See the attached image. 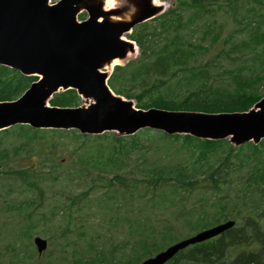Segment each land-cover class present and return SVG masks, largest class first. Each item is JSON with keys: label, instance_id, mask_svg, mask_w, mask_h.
<instances>
[{"label": "trees", "instance_id": "16d2710c", "mask_svg": "<svg viewBox=\"0 0 264 264\" xmlns=\"http://www.w3.org/2000/svg\"><path fill=\"white\" fill-rule=\"evenodd\" d=\"M240 1L175 0V8L155 20L156 24H144L136 29L133 38L142 48V57L135 67L130 65L116 68L112 77L114 88L119 94L135 99L137 107L144 110L159 108L210 114L248 112L264 97V92L261 91L264 88V13L256 7H262L264 0H246L250 8L243 15V22H238L245 23L243 27L252 40L242 42L236 49L245 53L262 46V52L255 57H248L249 61L239 60L235 69L224 70V75L216 77L210 74L208 63H201L199 57L208 48L200 44L202 41H194L199 32L217 33L209 22V19L216 16V12H223L225 16L236 20L238 11L232 2L236 4ZM224 6L228 10L221 11ZM233 35L235 34H229L228 37L233 38ZM32 81L33 78L24 77L17 71L0 66V101L17 99ZM78 100L75 91H67L56 95L52 104L61 107L74 106ZM146 133H153L154 136L149 141V147L140 144L139 136L128 139L113 138L114 144L106 147L110 152L109 157L105 156L102 163L97 161V157L93 158L92 168L113 175L110 183H116L122 188H117L116 195L109 197L110 206L101 203L96 206L103 212L102 218L110 213L99 226L107 231V235H88L89 230L85 231L82 225L76 226L71 218L59 236L54 234L55 241L65 242L64 248L69 247L71 234L76 233V230L78 240L86 239L89 248L95 245L91 252L81 256L74 253L68 258V262L65 258L63 261L66 264H135L138 260L185 239L181 235V229L191 233L234 219L238 221L235 228L215 240L190 246L180 252L170 264H264V140L257 146L247 143L234 148L228 140L211 141L189 135L169 136L150 131ZM29 139L33 141L36 138ZM152 152H155V159L147 166L146 156ZM128 153L141 154L143 157L141 167L134 166L127 174L133 179L124 178L120 174L126 168ZM8 157L7 149L0 150V168ZM0 173L12 175L18 174V171L11 172L6 167ZM135 176L142 178L138 183L133 182L136 184L133 188L126 186L128 180L138 181L134 180ZM138 186L146 190L141 196L143 200L147 198L146 194L150 190L169 188L171 198H166L171 207L176 209V218L173 221L176 225L178 222L182 225L180 228L167 226L162 233L159 230L154 233L150 231L152 238L133 237L127 239L124 246L118 245L119 242L115 241L113 235L124 226V220L129 225L132 224L126 218L127 212L124 215L121 212L124 205L135 198L133 193L138 190ZM16 190L9 187V197L14 193L26 192ZM179 192L190 193L192 196L199 192V198L189 202L190 206L187 207L186 202L189 200L185 196L178 198ZM43 204L44 202L29 200V197L12 199L9 202V210L16 214L15 218L27 223L31 221L30 231L23 232L22 239L17 241L14 238L9 243V252L13 254L19 250L21 252V249L26 250L23 254L13 255L14 258L22 256L25 262L37 260L36 250L33 248L28 251L27 245L33 237L31 230L36 226L34 215ZM142 210L145 213L144 208ZM143 212L140 229L147 226ZM51 217V220L56 221L55 214ZM41 223L48 224L44 219L38 221V224ZM130 228L133 229V226ZM48 230L46 227L45 231ZM155 234L159 236L157 241ZM187 236L190 237V234ZM99 241L102 243L98 244ZM50 258L51 255L44 261L45 264H52ZM9 264H14V261L10 259Z\"/></svg>", "mask_w": 264, "mask_h": 264}, {"label": "water", "instance_id": "95a60500", "mask_svg": "<svg viewBox=\"0 0 264 264\" xmlns=\"http://www.w3.org/2000/svg\"><path fill=\"white\" fill-rule=\"evenodd\" d=\"M130 3L118 11H105L104 0H62L55 6H49V0H0V65L43 77L18 101L0 103V130L30 124L34 128H75L84 134L116 131L118 135H133L140 129L154 128L208 140L231 136L235 146L259 143L264 138V99L249 114H206L137 110L132 102L112 94L106 83L108 73L101 70L134 52V45L121 37L163 10L155 7L153 0H133L135 11L128 21L126 17L124 21L112 19L124 17ZM83 9L91 18L78 24L76 17ZM61 88L76 89L91 105L50 108L48 100ZM233 225L205 231L144 264H163L180 250ZM35 244L39 253L47 248V242L40 238Z\"/></svg>", "mask_w": 264, "mask_h": 264}, {"label": "rangeland", "instance_id": "374dc122", "mask_svg": "<svg viewBox=\"0 0 264 264\" xmlns=\"http://www.w3.org/2000/svg\"><path fill=\"white\" fill-rule=\"evenodd\" d=\"M57 1L58 0H51L52 3H55ZM127 1L132 3L133 0H117V4L115 7L122 8L125 4H127ZM157 2L159 4H165L166 10H164L163 13H165L168 9L174 8V6L176 5L175 0H157ZM232 3L238 11L236 20H232L231 18L225 16L223 12H216V16L209 19V22L212 23V26L215 28V31L217 30V33L215 34L214 32L211 34H204L202 31L199 32L198 37L194 38L195 42L202 41L203 43L200 44H203L206 46V48H208V51L200 55L199 57H201V63H208L210 74L215 75L216 77L219 75H224V70L235 69L236 65L239 64V60H242V62L249 61L248 57H255L257 54H260L262 52V46L256 48L255 51H246L245 53H241L240 50L236 49V47L240 46L242 42H247L249 39L252 40L251 35L248 33V31H246V28L244 29L243 27L245 26V23H238L243 22L242 17L250 7L247 5L246 0H241L236 4L234 2ZM259 6L260 5H256L257 9L261 10V12L264 13V5H261L262 7ZM226 10H228V7L224 6L221 11ZM229 34L235 35H233V38H229ZM261 91L264 92V88ZM20 133H22L24 138L28 139L35 136L37 140H26L25 145H20L18 149L14 151V153L11 152L9 154V159L4 162L6 164L4 167L9 166L10 168H13L15 172L18 171V174L8 175L6 173H0V263L5 264L8 260L10 262L11 258L12 262L14 261V264H41V260L25 262L23 260V257L14 258L6 250L7 241L10 235L9 230L19 232V227H15L13 225H19L21 222L20 218H14L9 214V201H11L12 199L16 200L18 198L20 200L29 197V200L32 199L38 202H44L42 208L38 210L39 212L34 215V219L40 220V213H48L52 208L51 213H57V217L62 220L64 225H67L70 216L74 214L76 201H80V194L78 193L83 191L77 188V183L80 182L81 179H83L81 170L89 169L90 165L88 166L81 164V161L84 158H87V153H84V149H82L77 155V160L79 162L80 168L70 170L72 166V161L70 160L71 157L69 156L70 152L65 149L58 151L60 143H53L52 141L47 142L45 139L50 140V134L48 135L43 131L35 132L30 129L15 126L14 128L9 129V133H7V135L9 134V140H13L14 138H17L14 136ZM75 138L77 140H80L77 133H70L72 148H74L77 144ZM145 138L150 137L145 136ZM9 140L4 142V146L8 150H12L17 142L12 141L9 145ZM66 145H69V143H67ZM47 146H49L50 148H54L53 150H48L49 154L47 153ZM68 149L69 151H71V148ZM55 151H58L56 152V156ZM16 154L18 155L15 156ZM98 157L101 158L102 155L100 154L98 155ZM146 158L148 159L147 166H149V164L154 159V153L146 156ZM126 162L129 166H127V169H125L124 173L122 174L124 176H127L129 179H133L132 176L126 175L125 172H130L134 166L140 168V164L143 163V157L141 156V154H130L126 159ZM136 163L137 165H135ZM94 175H96V172ZM99 175H102L103 178H106L107 183L108 180L113 176L111 174L101 173H99ZM141 178L142 176H135L134 179L138 180L137 182H139ZM113 186L118 185L113 184ZM9 187H13L17 190H25L26 192L23 195L20 193H14L9 197V194L7 193L9 192ZM37 190L40 192H38ZM142 193H146V190L139 186L137 196H141ZM92 195H94L96 199L93 198ZM146 195L147 199H140L138 202H136V204H138L136 206L138 207V209H140V207L149 206L145 207V224L150 223V226H152V228L154 227L155 229H160L159 231H161V233L167 226L171 227V225H173L180 228V225H182V223L178 222L176 225L173 221V219L176 218V209H174L175 207L165 208L163 205H161L160 208L156 207L155 209L152 207V204L154 203H151L150 199L153 196H156L157 201L159 199V196L163 195V192L161 190H150V192ZM110 196H112V193L100 194L98 191H95L94 193L91 192V199L89 201L84 200L83 203L87 202L88 204L93 205L92 210H94L95 208V211L93 213L96 214V216L101 217L102 211L94 206V203L98 204L100 202L101 205L104 204L110 206V203L106 202ZM183 196H185L186 198L191 197L192 199L190 201L196 200V197H192L190 194H183ZM197 196H199V194ZM72 203H74L73 206L71 205ZM136 207L134 205H130L128 207V210L131 211ZM92 210L90 207L89 211ZM136 211L138 212V210ZM129 215L130 213L127 214V216ZM130 216L132 218L133 214H131ZM88 221L89 223H87V225L89 227L98 228L100 226L98 220H95L94 222H91L90 220ZM30 226L31 221L29 220L23 232L26 233L30 231ZM46 227H48L47 224L41 223L38 231L42 232ZM51 230V237L53 236V234H57V232L53 228H51ZM126 230L129 229L127 227H124L118 231V235L121 237V240L122 238H124L123 231ZM185 230L186 229H181V235H184V238H187L188 234H190V236L193 235L191 233L195 232L193 231L189 233ZM103 231L104 229L102 228L100 232ZM117 241L119 240L117 239ZM159 241H161V238H159ZM61 242L63 243V241ZM62 243L60 244L57 241H52L51 250L55 251L54 256H57L58 247L59 245H62ZM27 248L30 249V244L27 245ZM61 256H63V253H61Z\"/></svg>", "mask_w": 264, "mask_h": 264}, {"label": "bare ground", "instance_id": "6f19581e", "mask_svg": "<svg viewBox=\"0 0 264 264\" xmlns=\"http://www.w3.org/2000/svg\"><path fill=\"white\" fill-rule=\"evenodd\" d=\"M114 4V0H107V9L112 8ZM117 62H114V64H116Z\"/></svg>", "mask_w": 264, "mask_h": 264}]
</instances>
